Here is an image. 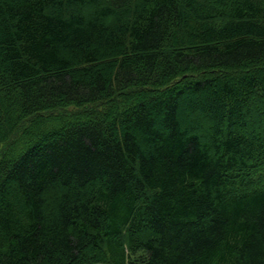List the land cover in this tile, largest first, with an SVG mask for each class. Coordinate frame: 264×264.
Here are the masks:
<instances>
[{"label": "trees", "instance_id": "obj_1", "mask_svg": "<svg viewBox=\"0 0 264 264\" xmlns=\"http://www.w3.org/2000/svg\"><path fill=\"white\" fill-rule=\"evenodd\" d=\"M0 264H264V0H0Z\"/></svg>", "mask_w": 264, "mask_h": 264}, {"label": "rangeland", "instance_id": "obj_2", "mask_svg": "<svg viewBox=\"0 0 264 264\" xmlns=\"http://www.w3.org/2000/svg\"><path fill=\"white\" fill-rule=\"evenodd\" d=\"M256 68H258V70H259V69H260V70L262 69V67H256ZM254 71H255V69H254ZM235 73H236V74H239V73H240L239 76H240V75L243 76L244 74H246V72H240V71H237V72L235 71L234 73L231 72V74H234V75H235ZM220 76H221V75H220ZM223 76H224V75H223ZM215 77H216V76H215ZM217 77H218V76H217ZM221 77H222V76H221ZM221 77H220V79H221ZM212 78H214V77H212ZM220 79H217V81H219ZM222 79H223V77H222ZM220 81H221V80H220ZM184 83H185V82H184ZM189 107H190V106H188L187 108H189ZM199 117H200V114H197V118H199Z\"/></svg>", "mask_w": 264, "mask_h": 264}]
</instances>
